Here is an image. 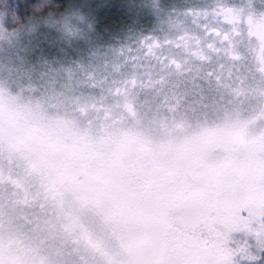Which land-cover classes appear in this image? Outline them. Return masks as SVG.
<instances>
[{"label": "snow or ice", "instance_id": "snow-or-ice-1", "mask_svg": "<svg viewBox=\"0 0 264 264\" xmlns=\"http://www.w3.org/2000/svg\"><path fill=\"white\" fill-rule=\"evenodd\" d=\"M77 3L52 0L62 13ZM36 4L25 0L26 14ZM185 15L215 43L192 53L194 68L167 65L186 81L167 112L128 98L135 78L108 87L122 100L80 93L53 112L0 88V264H255L264 253V11L216 0ZM64 27L76 34L69 16ZM177 40L201 43L189 32ZM39 43H52L50 34ZM141 44L154 57L162 47L151 36ZM188 84L214 107L186 110Z\"/></svg>", "mask_w": 264, "mask_h": 264}, {"label": "rangeland", "instance_id": "rangeland-1", "mask_svg": "<svg viewBox=\"0 0 264 264\" xmlns=\"http://www.w3.org/2000/svg\"><path fill=\"white\" fill-rule=\"evenodd\" d=\"M216 0H107L83 4L82 8H71L63 13L32 16L17 26L0 11V88H5L16 103L32 110L38 107L53 112L74 103L80 93L90 94L97 103L107 97L108 101L121 99L108 92L113 80L123 81L135 78L137 86L129 93V99L141 103L143 109L152 112H167L175 103L173 97L185 88V78L175 66L167 67L172 60L181 64L180 71L194 68L199 63L192 55L198 48L205 47L203 33L186 16L189 9L214 4ZM236 6L251 3L256 12L264 11V0H230ZM78 5V4H77ZM97 6V7H96ZM101 6L106 10L101 11ZM70 17V26L76 31L70 36L64 27V17ZM200 24L207 23L203 19ZM152 29V30H150ZM150 30V31H148ZM189 32L199 37L188 42L187 49L177 38ZM50 34L52 43L41 45L44 34ZM153 37L162 45L154 49L156 57H167L163 63L152 55H145L147 49L141 44L145 37ZM236 37V40H239ZM169 40L181 43L165 45ZM255 43V41H253ZM215 43V42H214ZM235 43V41H234ZM246 41L243 42L246 45ZM217 47H220L216 43ZM131 49V51H129ZM255 54L249 53V61L255 65ZM187 61V62H186ZM72 70L69 81L68 70ZM107 78L103 88H89L93 81ZM159 81V82H158ZM69 83L71 87H68ZM141 83L145 86H141ZM191 99L186 110H201L208 105L211 110L215 101L210 95H201L192 84ZM122 111L113 107V115ZM174 113H169L172 115ZM214 131L212 125L202 128L204 134ZM131 147V146H130ZM197 145H191L195 151ZM231 205L226 201L221 208L225 223L230 219ZM231 239L243 240V234H234ZM215 235L207 239L215 243ZM251 242V238L249 237ZM235 247V245H233ZM255 264H264V253H257ZM240 264H252L241 260Z\"/></svg>", "mask_w": 264, "mask_h": 264}, {"label": "trees", "instance_id": "trees-1", "mask_svg": "<svg viewBox=\"0 0 264 264\" xmlns=\"http://www.w3.org/2000/svg\"><path fill=\"white\" fill-rule=\"evenodd\" d=\"M100 1L101 0H78V5L75 8H82L83 4H85L86 2L93 4ZM102 1H104L105 4L107 2V0ZM114 1L117 2V0ZM118 1L123 2L125 0ZM35 2L37 4L33 7L29 15L26 14V9L24 7L25 0H0V11L2 12V14H4V16H6L8 20L11 19L12 23L17 26L23 24L28 18L32 16L36 17L48 13H62L61 10H58L52 6V0H35ZM105 10L106 9L101 6V11L104 12Z\"/></svg>", "mask_w": 264, "mask_h": 264}]
</instances>
